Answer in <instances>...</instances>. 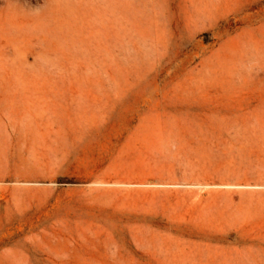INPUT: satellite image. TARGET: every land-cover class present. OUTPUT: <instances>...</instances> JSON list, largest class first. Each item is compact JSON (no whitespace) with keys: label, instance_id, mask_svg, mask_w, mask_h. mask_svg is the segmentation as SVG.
<instances>
[{"label":"rangeland","instance_id":"374dc122","mask_svg":"<svg viewBox=\"0 0 264 264\" xmlns=\"http://www.w3.org/2000/svg\"><path fill=\"white\" fill-rule=\"evenodd\" d=\"M0 264H264V0H0Z\"/></svg>","mask_w":264,"mask_h":264}]
</instances>
